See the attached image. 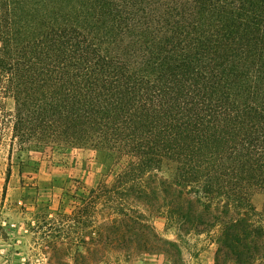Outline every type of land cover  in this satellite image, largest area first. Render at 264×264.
<instances>
[{"label": "trees", "instance_id": "16d2710c", "mask_svg": "<svg viewBox=\"0 0 264 264\" xmlns=\"http://www.w3.org/2000/svg\"><path fill=\"white\" fill-rule=\"evenodd\" d=\"M7 126L127 158L60 214L51 259L186 264L204 235L215 264H264V0H0V143Z\"/></svg>", "mask_w": 264, "mask_h": 264}, {"label": "rangeland", "instance_id": "374dc122", "mask_svg": "<svg viewBox=\"0 0 264 264\" xmlns=\"http://www.w3.org/2000/svg\"><path fill=\"white\" fill-rule=\"evenodd\" d=\"M6 107L13 110L12 98L6 100ZM11 141V129L7 126L0 143V252L3 260L13 264H78L73 257L60 261L51 259V252L46 251L47 239L50 234L59 236L73 231L64 229L65 217L60 214L70 213L78 198L100 182L112 181L127 158L114 159L89 146L39 148L30 144L21 147L16 143L11 146ZM250 199L258 210L264 208L263 190L251 191ZM42 214H50L47 221H43ZM154 224L164 236L176 237L175 230L167 228L164 217L155 218ZM208 242L211 241L204 235L193 240L194 253H184L186 264H201L196 256L208 247ZM100 264L171 263L164 254L119 259L114 254Z\"/></svg>", "mask_w": 264, "mask_h": 264}, {"label": "crops", "instance_id": "0c3cea01", "mask_svg": "<svg viewBox=\"0 0 264 264\" xmlns=\"http://www.w3.org/2000/svg\"><path fill=\"white\" fill-rule=\"evenodd\" d=\"M208 247H206L202 252L196 256L200 259L201 264H215L216 263V251L217 246L214 242H208ZM0 252V264H13L9 261L3 260V257L1 256ZM171 263V262H170Z\"/></svg>", "mask_w": 264, "mask_h": 264}]
</instances>
